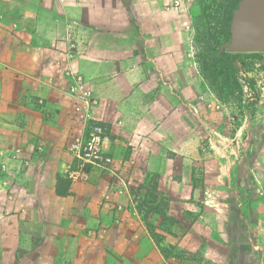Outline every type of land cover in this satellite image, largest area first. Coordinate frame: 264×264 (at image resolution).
I'll use <instances>...</instances> for the list:
<instances>
[{"label":"crops","instance_id":"1","mask_svg":"<svg viewBox=\"0 0 264 264\" xmlns=\"http://www.w3.org/2000/svg\"><path fill=\"white\" fill-rule=\"evenodd\" d=\"M169 5L0 0V264L261 257L264 182L254 162L221 155L213 170L200 157V133L220 134L198 129L197 97H180L181 81L191 86L182 77L186 33ZM68 40L77 44L72 67L99 101L93 118L106 128L105 151L138 199L137 213H116L129 199L107 173L67 178L68 147L81 128L60 66Z\"/></svg>","mask_w":264,"mask_h":264},{"label":"rangeland","instance_id":"2","mask_svg":"<svg viewBox=\"0 0 264 264\" xmlns=\"http://www.w3.org/2000/svg\"><path fill=\"white\" fill-rule=\"evenodd\" d=\"M232 2L190 0L180 12L181 30L186 33L182 38L185 46L183 56L188 60L182 69V77L190 78L191 83L188 92L181 81L180 97H197L200 114L198 129L204 127L210 133L212 128L220 134L200 133V157L215 165L213 170L217 168L215 157L221 155L229 160L238 157L245 163L254 162L264 182V50L259 53H238L239 88L230 87L224 82L221 65L216 64L217 58L228 53L229 41L225 40L223 33L226 9ZM211 135L217 140L214 148H211L209 140ZM222 137H225V143L229 146L223 144ZM243 162L240 167L242 165L245 168ZM199 169L203 173L204 167ZM237 174L240 175L239 172ZM244 175L252 178L251 172ZM260 253L259 259L246 260L243 264H264L263 247ZM216 264L242 263L239 256L232 255L231 261L222 260Z\"/></svg>","mask_w":264,"mask_h":264},{"label":"built area","instance_id":"3","mask_svg":"<svg viewBox=\"0 0 264 264\" xmlns=\"http://www.w3.org/2000/svg\"><path fill=\"white\" fill-rule=\"evenodd\" d=\"M59 5L69 3H81L82 0H52ZM190 0H170V9L178 15L189 4ZM66 48L63 58L60 61L61 72L68 81L67 94L74 100L73 113L80 124V131L69 144L68 151L73 158V164L67 172V178L73 182H87L96 170L107 173L112 179V185L119 195L129 194L128 183L117 170L113 168L114 160L105 151V145L109 143V136L106 128L93 118V111L99 106V101L88 91L87 81L84 76L72 67V61L78 55V47L74 41H66ZM39 148V151H42ZM20 153V151H18ZM28 165V161L24 162ZM129 204L127 207L121 204L115 205L116 213L126 210L133 213L138 212L139 201L137 198L128 195ZM119 225L121 219H114ZM167 264H183L181 262H168Z\"/></svg>","mask_w":264,"mask_h":264},{"label":"water","instance_id":"4","mask_svg":"<svg viewBox=\"0 0 264 264\" xmlns=\"http://www.w3.org/2000/svg\"><path fill=\"white\" fill-rule=\"evenodd\" d=\"M228 53L264 50V0H240L233 13Z\"/></svg>","mask_w":264,"mask_h":264},{"label":"trees","instance_id":"5","mask_svg":"<svg viewBox=\"0 0 264 264\" xmlns=\"http://www.w3.org/2000/svg\"><path fill=\"white\" fill-rule=\"evenodd\" d=\"M240 0H233L230 7L226 9V26L224 29L223 37L226 41L230 40L231 37V22L233 18V13L237 8ZM240 54H231L224 53L220 58L216 59V64L219 63L224 72V82L230 87L239 88V83L237 79L238 65L237 60L239 59Z\"/></svg>","mask_w":264,"mask_h":264}]
</instances>
